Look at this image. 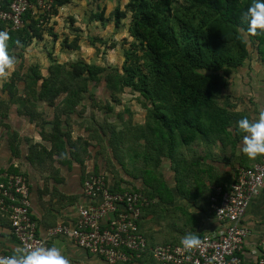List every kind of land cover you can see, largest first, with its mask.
Returning a JSON list of instances; mask_svg holds the SVG:
<instances>
[{"label":"trees","instance_id":"obj_1","mask_svg":"<svg viewBox=\"0 0 264 264\" xmlns=\"http://www.w3.org/2000/svg\"><path fill=\"white\" fill-rule=\"evenodd\" d=\"M31 1L35 4V0ZM69 1L51 0L50 10L43 13H34L33 8L26 10L22 16L23 24L17 29H11L0 20V31H6L10 37L8 53L11 55L14 49H24L32 41L42 39L45 30L56 36L51 26H45L50 16L57 14L58 8ZM8 2L4 0L2 6L6 8ZM248 3L249 0H128L124 10L114 8V23L119 25L121 19L130 12L129 31L138 41V47L124 51L120 70L112 67L108 71L105 66L80 59L67 63H58L52 59L45 76L37 64L30 65L23 76L12 72L10 78L2 80L0 84V91L6 92L8 103L15 105L16 113L26 116L30 123L36 120H41L42 125L52 123V131L46 133L41 128L39 134L51 140L53 149L30 143L26 159L30 164L40 165L56 153L58 161L70 167L68 153L74 156L78 164L83 163L90 148L96 146L93 134L97 139L103 130L97 134L88 128V138L78 136L73 140L70 130L63 129L61 123H66V114L80 104L89 81H98L99 74L108 71L104 79L111 97L129 88L138 94L147 115L142 124H132L129 118L123 121L122 128H110V149L116 154L111 160L109 157V160L112 162L115 159L120 166L125 167L124 157L120 155L126 145L124 136L134 131V149H131L132 155L129 158L134 162L140 157L142 166L133 167L135 173H129L141 178L142 194L149 199H159V184L165 182L158 170L159 157L166 155L175 168L172 149L177 141L188 143L195 137L210 138L225 134L226 124L235 115L225 106L219 105L221 90L227 87L230 74L249 56V43L256 41L258 54L264 59V35L247 34V25L240 22V10ZM92 15L101 18L99 12ZM15 39L20 40L19 46L12 42ZM66 41L64 44L67 47H78L77 39ZM137 50L141 51L140 54ZM17 79L25 83L24 95L17 94ZM60 95L63 98L58 105L56 99ZM32 99L37 101L35 103L42 102L53 107L54 117L51 121L42 117ZM114 101L118 103L119 99L115 98ZM4 104L5 101L0 98V107ZM6 106L0 116L6 115L5 111L9 110ZM105 107L111 110L110 106ZM59 112L65 115L63 121ZM17 136V132H12L7 139L13 156L20 155ZM102 138L101 135V142ZM142 139L143 142L140 141ZM100 141H97L98 146ZM67 144L69 148L74 147L75 151L71 153ZM95 167L93 172L97 173ZM3 171H0V175ZM17 173H20L18 169L9 165L7 172L0 176V181H5L8 174ZM84 176L82 166L81 178L84 179ZM124 189L127 188H121L117 182L111 187L113 191Z\"/></svg>","mask_w":264,"mask_h":264},{"label":"crops","instance_id":"obj_2","mask_svg":"<svg viewBox=\"0 0 264 264\" xmlns=\"http://www.w3.org/2000/svg\"><path fill=\"white\" fill-rule=\"evenodd\" d=\"M71 1L76 0H70L68 3ZM248 48L249 56L230 74L227 87L220 92L219 105L225 106L235 115L226 124L225 134L210 138L195 137L188 143L177 141L172 149L176 171L169 159H162L159 171L165 184H159V199L157 197L149 199L145 195L148 204L144 206L138 222L139 231L146 238L148 247L180 244L179 241L186 232H194L201 236L218 228L221 223L216 220L209 202L212 187L230 183L237 167L249 166L259 160L261 155L249 159L240 152V139L243 134L235 125V121L241 115L253 118L258 109L264 107V59L258 54L256 41L249 43ZM4 157H7L6 162ZM18 158L22 157L13 156L9 147L0 145V171H5L1 172L0 176L7 172L9 165L22 173V168L18 166ZM127 160L125 157L124 161ZM30 165L41 166L43 163ZM94 165L93 163L92 166ZM49 168V172L43 173L50 176L53 172L58 178L55 177V181L50 178L53 185H47L48 187L44 186V182L31 179V172L26 174L29 175L28 181L30 180L32 212L38 220L37 232L42 236L45 235L47 228L58 222L73 223L78 206L87 200L81 193L83 182L81 172L78 180L74 178L70 181L63 178L62 181L59 175L65 171L58 166ZM38 170L41 171L39 168ZM132 184L135 187L133 185L125 187L127 189L138 187L135 183ZM138 189H143L142 184ZM241 222L249 228V234L239 255L244 261L254 264L258 255L256 251L260 243L264 242V183L247 206ZM49 241L50 245L56 244L62 248L70 264H104L101 257L90 254L67 237H54ZM14 247L16 240L10 234L8 217L0 212V252L12 251ZM118 264L158 263L149 254H144L137 260Z\"/></svg>","mask_w":264,"mask_h":264},{"label":"rangeland","instance_id":"obj_3","mask_svg":"<svg viewBox=\"0 0 264 264\" xmlns=\"http://www.w3.org/2000/svg\"><path fill=\"white\" fill-rule=\"evenodd\" d=\"M175 2H184V0H173ZM128 0H76L66 3L64 6L58 8V13L54 14L49 23L45 26L52 27V31L56 36L45 30L42 39L34 40L29 46L24 49L16 48L11 52V56L15 57L16 63L12 70L5 69L8 73L6 76L0 78L1 81L8 80L12 72H18L20 76H23L28 67L32 64H37L42 75L45 76L48 73V66L53 60L58 63H67L75 60H83L87 63H93L100 66H105L107 70H111L112 67H117L119 70L124 61V51L131 47V49L138 47V41H135L129 31L130 25V12H127L126 17L122 18L119 25H115L113 11L115 7H119L120 10L125 9V5ZM34 13H43V9L33 7ZM101 13V18L94 17L92 14ZM77 39V48H69L64 44ZM140 54V50H137ZM53 59V60H52ZM108 71H103L99 74L100 79L98 81H89L87 84V92L79 105L76 106L74 111L67 115V122L65 123V115H61L63 129L68 128L70 130L71 139L75 140L76 137L81 136L82 139L88 138L87 129L90 128L93 132L103 130L100 134L102 140L100 141L99 135L96 139L93 134V139L96 145L90 148L89 154L83 158V163L78 164L73 158L74 156L67 153V159L71 160V165L68 167L58 161L56 153L52 154L51 159L46 158L43 161V165L36 166L30 165V162L26 159L27 146L30 143H38L46 149H53L52 142L49 139L41 137L39 130L42 128L44 132L48 133L52 131V123L48 122L42 125L41 120L28 122L27 117L16 113V106L9 104L7 100L6 92L0 91V98L5 101L4 105H7L5 109L8 111L4 117L0 116V145L8 148L7 139L12 132H17V142L20 147V157L18 158V166L21 167V172L28 178L30 172L31 179L35 178L37 182H44V186H51L50 178L55 181L56 174L53 172L50 176H46L43 171H50L51 166H58L65 171L61 178L67 180L79 179V173L81 167H84V175L86 174L85 167L88 166V170H93L92 164L96 165L97 173H101L111 186L114 183H119L120 186H130L135 183L139 188L142 181L140 177H133L130 173H135L133 167L142 166V159L139 157L134 162L131 161L129 155H132L131 149L133 148L134 131L128 132V136L125 135L126 145L121 149L120 155L128 158L124 161L125 167L120 166L115 159L110 161L114 157L115 152L110 149L109 131L110 128L116 126L120 128L123 121H127L131 118L132 124H142L147 119L146 110L143 107V103L136 92L130 91L129 88H125L122 93L111 97V93L106 88L104 76ZM25 83L21 79L16 80L17 94L24 95ZM63 95H60L56 99V104L60 105V101ZM119 99L118 103H115L114 99ZM32 102L37 101L32 99ZM37 104V110L41 112L42 117L51 121L54 117L53 107L47 106L45 103L39 102ZM4 105H1L0 112L4 110ZM110 106L111 110H108L105 106ZM3 112V113H5ZM120 115V117H119ZM108 125V127H106ZM122 128V127H121ZM100 141L98 146L97 141ZM128 140V141H127ZM143 142V139L140 140ZM70 152H74L75 148L69 144L66 145ZM135 148H137L135 146ZM89 149V147H88ZM74 150V151H73ZM130 150V152H128ZM7 152V150H6ZM128 152V153H127ZM110 157V160H109ZM7 157H4L6 162ZM161 165L162 159H168L166 155L159 157ZM86 161V164L84 162ZM123 160V158H122ZM109 161V162H107ZM107 162V163H106ZM42 167V168H41ZM41 169V171L38 170ZM35 170V172L33 171ZM130 172V173H129ZM29 179V178H28ZM135 179V180H133ZM57 181V180H56ZM59 181V180H58ZM30 182V180H29ZM79 182V181H78ZM124 182V183H122ZM48 187V186H47ZM138 187H136L138 189ZM135 188V189H136ZM56 189V188H54ZM141 190V189H139ZM56 192V191H54Z\"/></svg>","mask_w":264,"mask_h":264},{"label":"built area","instance_id":"obj_4","mask_svg":"<svg viewBox=\"0 0 264 264\" xmlns=\"http://www.w3.org/2000/svg\"><path fill=\"white\" fill-rule=\"evenodd\" d=\"M0 0V20L11 29L23 24L26 10L37 7L49 11L51 0H9L6 8ZM34 9V8H33ZM264 183V155L249 166L236 168L233 180L214 185L209 197L210 207L220 226L203 233L200 245L185 251L180 244L147 246L138 222L148 199L139 189L111 190L101 173L86 171L81 193L86 202L78 206L73 223L58 222L38 234V220L33 215L28 178L8 174L0 181V212L9 220L10 234L18 245L50 246V238L67 237L77 246L103 259L104 264L137 260L149 254L158 264H250L239 255L249 234L241 219L252 198ZM10 250L0 257L11 255ZM254 264H264V242L260 243Z\"/></svg>","mask_w":264,"mask_h":264},{"label":"clouds","instance_id":"obj_5","mask_svg":"<svg viewBox=\"0 0 264 264\" xmlns=\"http://www.w3.org/2000/svg\"><path fill=\"white\" fill-rule=\"evenodd\" d=\"M240 22L247 25V34L264 35V0H249L247 6L240 10ZM9 39L6 31H0V77L6 76L8 73L5 69L12 70L16 63L15 57L7 51ZM12 42L20 45L19 39ZM235 125L243 134L240 139V152L249 159L264 155V107H260L253 118L241 115ZM179 243L185 251H191L199 247L200 238L194 232H186ZM0 264H70V261L56 244H23L14 247L11 255L0 257Z\"/></svg>","mask_w":264,"mask_h":264}]
</instances>
